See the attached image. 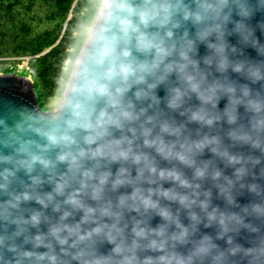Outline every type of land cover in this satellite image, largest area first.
I'll return each mask as SVG.
<instances>
[{"label":"clouds","instance_id":"1","mask_svg":"<svg viewBox=\"0 0 264 264\" xmlns=\"http://www.w3.org/2000/svg\"><path fill=\"white\" fill-rule=\"evenodd\" d=\"M258 32L264 0H87L56 102L0 114V264H264Z\"/></svg>","mask_w":264,"mask_h":264},{"label":"trees","instance_id":"2","mask_svg":"<svg viewBox=\"0 0 264 264\" xmlns=\"http://www.w3.org/2000/svg\"><path fill=\"white\" fill-rule=\"evenodd\" d=\"M87 0H0V69L27 62L41 106L56 77L73 25Z\"/></svg>","mask_w":264,"mask_h":264},{"label":"water","instance_id":"3","mask_svg":"<svg viewBox=\"0 0 264 264\" xmlns=\"http://www.w3.org/2000/svg\"><path fill=\"white\" fill-rule=\"evenodd\" d=\"M261 18V14H257L255 20ZM257 35H260L261 40H264V35H261L259 32ZM232 39L235 42V38L233 37ZM201 51L203 52V48ZM247 52L251 56L256 57L255 50L249 48ZM223 104L224 101L221 102V107H223ZM13 106H40L35 83L31 77L16 74L0 75V114H3V111ZM241 199L242 202H246L247 197Z\"/></svg>","mask_w":264,"mask_h":264},{"label":"rangeland","instance_id":"4","mask_svg":"<svg viewBox=\"0 0 264 264\" xmlns=\"http://www.w3.org/2000/svg\"><path fill=\"white\" fill-rule=\"evenodd\" d=\"M5 74H16L20 76H26V77H31L32 80L34 81L33 77V70L28 67L27 62L19 63L17 64L16 67L11 63L7 66H3L0 69V75H5ZM52 102H56V97L52 99Z\"/></svg>","mask_w":264,"mask_h":264}]
</instances>
